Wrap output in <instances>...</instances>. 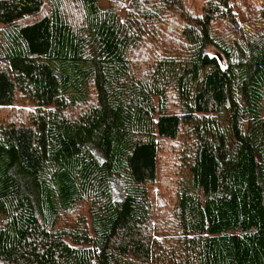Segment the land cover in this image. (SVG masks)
Wrapping results in <instances>:
<instances>
[{
    "label": "trees",
    "instance_id": "16d2710c",
    "mask_svg": "<svg viewBox=\"0 0 264 264\" xmlns=\"http://www.w3.org/2000/svg\"><path fill=\"white\" fill-rule=\"evenodd\" d=\"M0 264H264V0H0Z\"/></svg>",
    "mask_w": 264,
    "mask_h": 264
},
{
    "label": "rangeland",
    "instance_id": "374dc122",
    "mask_svg": "<svg viewBox=\"0 0 264 264\" xmlns=\"http://www.w3.org/2000/svg\"><path fill=\"white\" fill-rule=\"evenodd\" d=\"M107 1L108 0H98L99 2V5L102 7V8H105L107 6ZM207 53L208 55L210 56H218L217 53H215V51H213L212 49H208L207 50ZM9 115L5 116V117H8ZM10 118L11 119H18L20 120L18 117H15V116H12L10 115ZM92 153L95 155V157L99 160L101 157H100V154L95 151V150H91ZM161 167V166H160ZM161 172H159V175L161 176ZM111 191H112V197H113V200L114 201H121L122 198H123V194H122V190H121V187H120V184L118 182H112L111 183Z\"/></svg>",
    "mask_w": 264,
    "mask_h": 264
}]
</instances>
